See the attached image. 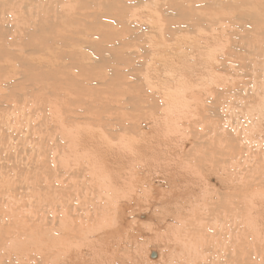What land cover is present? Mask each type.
<instances>
[{
	"label": "rangeland",
	"instance_id": "rangeland-1",
	"mask_svg": "<svg viewBox=\"0 0 264 264\" xmlns=\"http://www.w3.org/2000/svg\"><path fill=\"white\" fill-rule=\"evenodd\" d=\"M42 1H15V27L18 26L16 29L18 32L17 41L19 42H17L16 58L11 64L9 62L1 64V67L13 68L11 72L6 71V73L0 74V264H64L66 258L64 261L60 260L64 256L63 253H66V246H71L68 249H72L74 245L75 247H85L88 245V248L91 247L90 249H92L95 247L99 252V256L95 258L92 254L94 250L88 249V253L85 252L87 254H84L85 259L80 264H154L153 261L156 262L157 260L158 263L155 264H170L169 262L171 264H177V262L178 264H193L195 248L196 253H199L200 250V252H205V264H264V189L263 191L259 190V187L264 185V160L262 159L264 158V148L258 149L254 143L249 144L254 139L251 134L254 130H257L253 129V126L256 125L257 119L259 118L257 112L259 108L264 107V0H250L251 2H246L247 5L251 3V7H247V5L245 7V5L239 4L241 0H124L122 9L118 7L115 11L105 14H103L104 10H100V7L84 10L81 6L75 9L72 6L71 8L61 4V8L54 6L47 8L48 6L46 5L47 7H45V4L43 7L39 4L37 5L38 2L40 3ZM79 1L86 2L88 0ZM211 1H214L213 4H215L212 5ZM221 1L224 3H221ZM253 1L257 4L255 3L253 5ZM225 2H234L233 4L241 5L242 8L236 10L230 8L224 9L223 5ZM30 3L31 5L27 6ZM50 8L56 10H51ZM96 13L99 17H94ZM109 13L110 15H107ZM56 15L61 21H56L60 24L56 29L52 30L56 34L66 37L67 47L61 44L60 46H63L61 49L63 53L65 51L69 54H75V56L72 55L74 58L71 60H60L56 58V55L54 57L53 51L58 53L61 47L56 44L57 47L53 43L57 47V50H55L56 48L51 50L52 40L51 43H45L46 45L50 44V46H46L50 52L46 50L44 42L51 35H49L50 32L48 30L42 31L39 27L36 28L39 32L35 36V43L29 42L25 44L29 47L27 49L24 44H21L22 41H26V32L30 29L28 28L30 23L29 27L33 28L35 24L41 25L40 23L44 22V19L54 20L53 18ZM250 15H255L257 18L252 19ZM4 18L5 16L2 19ZM73 21L76 22L74 23ZM22 24L26 26L23 27ZM93 24H99V26L97 25L94 29L91 27L94 26ZM100 26L101 28H99ZM198 27L199 29L197 30ZM203 29L205 31H202ZM21 31H24L25 34ZM214 37L219 41V43L217 42L219 45L211 40ZM179 38L183 40L181 41ZM4 39L3 36L2 40ZM210 41L213 43L210 44ZM89 42L93 43L94 45H92L94 47ZM176 44L179 46L177 45L178 47H176ZM213 44H216V46ZM54 45L52 48H54ZM208 45L210 48H216L213 54H211L212 56L210 55V57H213L211 58L210 66L204 68L200 65V61L198 62V59L194 57L195 62L193 67H191L192 72L191 70L189 72L186 70L190 77L187 73L185 75L188 78L185 75L183 77L186 80L183 86L185 91L183 93L182 113L179 115L175 114V117L172 114L167 117L169 121L168 128L166 129L167 134L173 133V129L175 130L176 128V138H181V144H178V141H176L177 145H175L176 143L174 141L166 138L168 141L165 139L164 143L160 142L163 141L162 139H157V143L149 148L143 145L140 146L141 143L137 145V142L141 141V136L142 139H147V136L148 138L149 136L151 137L153 132L152 124L164 116L166 112L163 107V101L161 100V93L164 92L157 81V77L159 80L160 76H162V71L159 68L158 72L152 73L151 67L154 61L156 60L157 64L160 58H169L170 54L168 53L177 51L179 47L180 50L184 48V51L187 53L192 47L194 49L198 46L200 49L197 47L194 49V51L197 50L196 53L199 50L197 55H200V50L203 51L204 49L205 54H203L206 56V52H209ZM104 50L105 52L103 53L102 51ZM51 51L53 54H51ZM156 52L159 53L156 54ZM196 53L188 52L191 57L188 56L187 58L193 60L192 57ZM155 56H158V60L155 59ZM201 56L200 58L198 57L199 60L202 59ZM178 58L179 56L176 55L171 58V61L177 62ZM78 59H80L79 63L81 64L82 62V65L84 64L85 67H79L77 69L74 67ZM24 62H27V67L29 68L23 66ZM96 62L101 67L94 68L93 66ZM31 65L34 68H30ZM36 65L39 70L35 69L37 67ZM45 70L48 72L51 71L49 75L54 78L48 79L45 76L47 75ZM34 72H39V75ZM92 74L94 77H90ZM114 77L115 82L114 80H112L113 82L109 81L110 79H114ZM67 78L71 80L70 85L66 83ZM117 82L120 84L117 85ZM103 84H107L108 86L114 85L111 87L112 93L111 91L107 93L108 95H106L107 98L105 100L106 93L103 94V92L106 88H102L104 86ZM125 85L128 89H126ZM120 87L125 91V95L121 92L123 97L119 94L121 91ZM158 88H161L162 92ZM79 89L82 91L79 92ZM94 91H99L100 95L96 96ZM129 94L132 101L126 97H129ZM118 97H121V99ZM126 100H129L128 102L130 104L125 106L126 103L124 104V102H127ZM153 103H157L158 107ZM95 120L100 127L94 125V128V126L87 125L89 127L88 129H92L93 127L94 131L89 130L88 133L89 135L94 134V136L96 133L98 143L101 144V139L103 144L106 142L107 144H104L106 147H103L106 149L109 147L108 149L110 150L111 146H109L108 142L111 140L109 143L113 145L111 147L112 152H116L114 149H116L117 143L121 140L125 142L129 141L131 145L135 146L136 150H140L139 153L135 154L137 158L134 155L136 160H132L133 167L135 168L134 171H138L134 173L132 168L128 170V167L125 171H117L118 168L114 169L112 167L115 166L114 164H108V166L98 165L102 167L101 170H98L100 174L102 172L101 179L95 173L93 175V172L90 171L91 167L88 164L86 166L84 162L75 159V155L71 151L72 147L70 150L67 145L70 141L68 139L65 140L64 137L72 139L75 136L73 137L71 134L80 135L82 130H87L85 123L88 124L90 121L95 122ZM164 120L162 122H166V117ZM125 121L126 123H124ZM76 123L78 125H75ZM238 126L241 127L239 128ZM237 129L240 133L237 132L238 134H234ZM258 131H261V128ZM73 132L76 134H73ZM99 132L102 133L99 134ZM79 135H77L78 140L81 138L78 137ZM99 135L101 136L100 139H98L100 137ZM245 136L248 138H245ZM229 137L233 139V142ZM93 138L96 142V138ZM226 139L228 140L226 141ZM159 143L161 146H157ZM64 145L67 146L64 147ZM196 145L199 146L197 147ZM132 148L134 149V147ZM66 151H69V153L67 154ZM184 152L191 153L190 157H188L189 159H185L181 155ZM145 154L148 157L143 159L142 157ZM202 154V159H206V172L202 176L207 182L206 198L205 196L202 198L200 195L202 194V187L197 186L196 183H191L190 189L191 191L194 190L193 193H191V196L187 200L185 198L182 199V196L179 195L181 186H178L176 191L171 188L169 182L170 177L171 175L172 178L178 177V174H182L183 169H186L185 166H191L193 171L195 170V177H197L196 167H198V164L195 163V166L192 161L202 157ZM224 154L228 155L224 156ZM239 154H242V156H239ZM192 155L194 156L192 157ZM153 157L156 162L152 161L154 159ZM79 159L81 160V158ZM172 159H176L178 164L186 165H182L181 168L179 164L180 168H177V162ZM118 160L119 164L122 165L123 162L120 157ZM173 161L176 162H174L175 167ZM77 162L79 163L77 164ZM217 162H219V166ZM77 165L81 167L79 168ZM147 166L152 171L150 175H145L148 180L142 179V182L141 180L138 182L139 174H147L143 170ZM107 167H110L109 170ZM223 167L224 169L222 170ZM88 172L91 174H88ZM231 177L234 178L233 184L228 182ZM94 178L99 180L95 181ZM216 178L221 181V184ZM140 182L141 184H139ZM182 182H185L183 178ZM213 186L215 189H213ZM219 188L222 189L221 192L224 191L223 195H221ZM132 191H134V197L137 194V198L140 199L142 204H139L137 198L133 202H129L128 195ZM124 194L126 195L124 196ZM159 194L163 196L162 202L155 199L160 197ZM252 199L255 200V205L252 211H250V209L246 208L251 204ZM191 201L193 202L191 203ZM203 201H207V203L205 202L206 212L204 211ZM188 202H190L189 204L194 209H197L196 211L193 209L190 213L186 211L184 217L188 221L189 217H195V213L199 216H206V223L201 227H198L197 224L194 226L199 230L208 229L206 232V244L203 245V248L201 246L198 247L197 243L189 248L185 245L182 248L178 247L174 250L175 252H167L170 249L169 247L172 249L174 245L170 240V232L174 230V227L172 224H169L168 227L167 220L160 217H163L167 212L173 213L177 205L183 208L188 205ZM242 203L244 204L241 205ZM145 205H149V208ZM124 206L126 209L128 208L127 212H125ZM156 206L164 207L162 215L156 213ZM239 206L243 207L242 210ZM122 213H126L130 218L128 225L124 228L120 227ZM141 213L152 217L153 221L151 219L149 220V218H143L144 216L140 215ZM140 216L143 219H140ZM132 221H135L138 228H140L138 229V233H136L135 229L130 228ZM257 221L260 225H258L259 223ZM8 222L11 224H8ZM168 222L173 223V221ZM221 222H226L225 226L223 224L222 227ZM147 224L153 225L149 227ZM72 227L82 228L84 230L87 228L90 231V236L89 234L87 236L83 234L85 241L81 239L78 242L74 241L77 244H74L71 239L67 240L65 246L64 240L62 241L61 238L62 236L66 238L70 234V231L73 230ZM149 228L152 230L154 228V232L157 233H150ZM114 229H116L115 232ZM140 230L143 235L142 233L140 234ZM222 236L224 237L223 240H221ZM220 240L221 243H219ZM63 246H65V249ZM258 246L261 247L259 248ZM148 249L151 252H147ZM152 252H155L159 258L157 256L152 258ZM56 253L59 254L56 256ZM168 253L172 254L168 257ZM136 254L142 258H137ZM65 256L68 255L65 254ZM95 259H98V262ZM69 262L70 260L67 259V264ZM77 263L79 264V262ZM77 263L74 262V264ZM198 263L204 264L201 260H198L196 264Z\"/></svg>",
	"mask_w": 264,
	"mask_h": 264
},
{
	"label": "bare ground",
	"instance_id": "bare-ground-1",
	"mask_svg": "<svg viewBox=\"0 0 264 264\" xmlns=\"http://www.w3.org/2000/svg\"><path fill=\"white\" fill-rule=\"evenodd\" d=\"M16 0H0V74H2V73H6V71L7 72H11L12 70V68L13 67H1V64L2 63H5V62H9L10 64L15 60V58H16V48H17V46H18V36H17V27H15L16 26V24H15V16H16V12H15V9H16V2H15ZM197 1V0H196ZM216 1V0H215ZM233 1H235V0H233ZM252 1V0H251ZM250 0H241L240 2H239V4L241 3V5H245V7H246V2H251ZM18 2V1H17ZM26 2V1H25ZM206 2V1H205ZM212 2V5H214L213 4V2L214 1H211ZM27 3V2H26ZM123 3H124V0L123 1H121V0H92V1H86V2H84V1H79V0H53V1H50V0H43L42 2H38L37 3V5L39 4V5H41L42 7H43V5L45 6V7H47V8H49V6L51 7V6H54V7H60L61 5H63V6H69V7H73V8H79L78 6H81V8L83 7V9L84 10H87V9H89V8H98V7H100L101 9L100 10H104V13L103 14H105V13H108V12H111V11H115L118 7H121V9L123 8ZM127 3V2H126ZM199 3V2H198ZM202 3V2H201ZM221 3H224V2H222L221 1ZM220 3V4H221ZM229 3V2H228ZM227 2H225V4L223 5L224 6V9H227V8H230V9H241L242 7H241V5H235V4H233L234 2H230L229 4H228ZM253 3V5H255V3L256 2H252ZM61 4V5H60ZM217 4H218V1H217ZM230 4H232V5H230ZM257 4V3H256ZM28 5H31V3L30 4H27V6ZM47 5V6H46ZM132 5V4H131ZM199 5V4H198ZM207 5H209V4H207ZM211 5V6H212ZM251 3L249 4V5H247V7L249 6V7H251ZM259 5V4H258ZM35 6V5H34ZM127 6H129V5H127ZM217 6V5H216ZM220 6V5H219ZM222 6V5H221ZM26 7V6H25ZM71 7V8H72ZM124 7H125V4H124ZM204 7V6H203ZM208 7V6H207ZM253 7V6H252ZM256 7V6H255ZM262 7V6H261ZM61 8V7H60ZM194 8V7H193ZM220 8H222V7H220ZM51 9V8H50ZM50 9H49V11H50ZM70 9V8H69ZM154 9V8H153ZM230 9H228V10H230ZM4 10H6L5 11V14H4ZM38 10V9H37ZM51 10H56V9H51ZM97 10V9H96ZM190 10V9H189ZM212 10V9H211ZM35 11V10H34ZM95 11V10H94ZM38 12H39V10H38ZM153 12H154V10H153ZM202 12V11H201ZM98 13H99V11H98ZM155 14H156V12H154ZM249 13V12H248ZM23 14V13H22ZM53 14H55V13H53ZM94 14V13H93ZM152 14V13H151ZM58 15V14H57ZM57 15L53 18L54 20H48V19H44L43 21L44 22H41L40 24L41 25H32L33 26V28H31V27H29V25L31 24H29L28 25V28H30V29H28L29 31H27L26 32V34H27V36H26V41H22V43L21 44H27V43H33L34 42V40H35V36L38 34V32H39V30H36V28H40V30H42V31H49L50 33H49V35H51L50 37H49V39L46 41V42H44V44L45 43H51V40H52V43H51V47H50V49L51 50H53V49H55V50H57V45H59L60 46V44L61 45H63L64 47L66 46V37H63L62 35H59V34H56L52 29H56V27H58V25L60 24H58V22H60L61 21V19H59L58 17H57ZM107 15H110V13L109 14H107ZM189 15V14H188ZM192 15V14H191ZM3 16H5V18L4 19H2L3 18ZM58 16H60V15H58ZM105 16V15H104ZM103 16V17H104ZM146 16H148V15H146ZM150 16V15H149ZM241 16V15H240ZM251 17H252V19H254V18H257L255 15L253 16V15H250ZM72 17V16H71ZM94 17H99V15H97V13L94 15ZM196 17V16H195ZM201 17V16H200ZM230 17V16H229ZM17 18V17H16ZM48 18V17H47ZM79 18V17H78ZM141 18V17H140ZM246 18V17H245ZM111 19V18H110ZM109 19V20H110ZM130 19V18H129ZM149 19V18H148ZM42 20V19H41ZM153 20V19H152ZM151 20V21H152ZM237 20V19H236ZM56 21H58V22H56ZM94 21H95V19H94ZM114 21V20H113ZM118 21V20H117ZM141 21V20H140ZM199 21V20H198ZM213 21V20H212ZM25 22V21H24ZM74 22V21H73ZM76 22V21H75ZM74 22V23H75ZM98 22H99V20H98ZM201 22V21H200ZM206 22V21H205ZM18 23V22H17ZM96 23V22H95ZM94 23V24H95ZM109 23V22H108ZM3 24H5V25H3ZM15 24V25H14ZM64 24V23H63ZM72 24V23H71ZM93 24V25H94ZM101 24V23H100ZM18 25H20L19 23H18ZM23 25V24H22ZM74 25V24H73ZM72 25V26H73ZM99 26V24H96V25H94V26H91L92 28H94L95 29V27L96 26ZM102 25V24H101ZM116 25V24H115ZM120 25V24H119ZM203 25V24H202ZM218 25V24H217ZM237 25V24H236ZM24 26H26V25H23V27ZM212 26V25H211ZM221 26V25H220ZM22 27V26H21ZM20 27V28H21ZM245 27V26H244ZM82 28V27H81ZM99 28H101V26L99 27ZM259 28V27H258ZM22 29V28H21ZM21 29H19V30H21ZM60 29V28H59ZM114 29V28H113ZM134 29V28H133ZM199 29V27L197 28V30ZM202 29V28H201ZM221 29V28H220ZM18 30V31H19ZM99 30V29H98ZM212 30V29H211ZM218 30V29H217ZM222 30V29H221ZM53 31V32H52ZM183 31V30H182ZM202 31H205L204 29L202 30ZM207 31V30H206ZM20 32V31H19ZM21 32H23V34H25L24 33V31H21ZM114 32V31H113ZM215 32V31H214ZM58 33V32H57ZM61 33V32H60ZM66 33V32H65ZM99 33V32H98ZM177 33H179V32H177ZM216 33V32H215ZM87 34V33H86ZM199 34V33H198ZM201 34V33H200ZM221 34V33H220ZM223 34H224V32H223ZM20 35V34H19ZM88 35V34H87ZM157 35V34H156ZM159 35V34H158ZM4 36V40H2V37ZM91 36V35H90ZM177 36V35H176ZM196 36V35H195ZM245 36V35H244ZM87 37V36H86ZM180 37V36H179ZM189 37V36H188ZM22 38V37H21ZM38 38V37H37ZM104 38V37H103ZM40 39V38H39ZM73 39V38H72ZM75 39V38H74ZM177 39V38H176ZM180 39V38H179ZM193 39V38H192ZM29 40V41H28ZM153 40V39H152ZM181 40V39H180ZM183 40V39H182ZM181 40V41H182ZM214 43H219V41H217L216 40V38L214 37V39H211ZM219 40V39H218ZM28 41V42H27ZM75 41V40H74ZM141 41V40H140ZM151 41V40H150ZM181 41H179L180 43H182ZM184 41H186V40H184ZM232 41V40H231ZM18 42V43H17ZM43 42V41H42ZM84 42V41H83ZM211 42V41H210ZM213 42H211L210 44H212ZM35 43V42H34ZM38 43V42H37ZM53 43H55V45L57 46V47H55V45L53 44ZM73 43V42H72ZM90 43V42H89ZM191 43H193V42H191ZM196 43V42H195ZM206 43H208V42H206ZM217 43V44H218ZM228 43V42H227ZM54 45V48H52L53 47V45ZM91 45L93 44V43H90ZM201 44V43H200ZM233 44V43H232ZM47 45H49L50 46V44H47ZM46 44H45V48H46V46H47ZM68 45V44H67ZM70 45H72V44H70ZM94 45V44H93ZM92 45V46H93ZM162 45H163V43H162ZM178 44H176V47H178L177 46ZM191 45V44H190ZM214 45V44H213ZM219 45V44H218ZM243 45V44H242ZM43 46V45H42ZM62 46V47H63ZM99 46V45H98ZM165 46V45H164ZM200 46V45H199ZM214 46H216V44L214 45ZM224 46V45H223ZM249 46V45H248ZM23 47V46H22ZM25 47H26V49H27V45H25ZM24 47V48H25ZM61 47V46H60ZM62 47L60 48V50H59V52L57 53H55V51H53L54 52V54H53V52L51 53V54H53L54 55V57H55V55H56V58H58V59H66V60H71L72 58H74V57H72V55L73 54H69V53H67V52H65L64 51V53H63V51L61 50L62 49ZM67 47V46H66ZM94 47V46H93ZM154 47V46H153ZM166 47V46H165ZM197 48H198V46H196ZM195 47V48H196ZM208 47H209V52H206V56L204 55L205 53H204V49H203V51H201L200 50V55H202L201 56V60H199V58H200V55H197V53H199V50H198V52L196 53V51H194V49H193V47H192V49H190V51L191 52H194V53H196L195 55H193V60L191 59V58H187L188 56L189 57H191L189 54H188V52H190V51H187V53L184 51V48H183V50H180L179 48L177 49V51L175 50V52H173V53H168V51H167V53L168 54H170V57L169 58H165V59H162V58H160V60L158 61V63L156 64V60L154 61V63H153V66L151 67V69H152V73L154 72V73H156V72H158L159 71V68L161 69L160 71H162V76H160V78H159V80H158V77H157V81L159 82V86H161L162 87V90H163V92L164 93H161L162 94V101H163V104H164V109H165V115L164 116H162L161 118H159L158 120H156L153 124H152V127H153V132H152V134L154 133V134H156V135H152L151 134V137L149 136V138H148V136H147V139H142V136H141V141H139V142H137V145H139V143H141L140 144V146L141 145H143V146H145L146 148H149V147H152L153 145H155V143H157L156 141H158L157 139H162L163 141H160V142H163L164 143V141H165V139L166 138H169L168 140H170V141H174V143H176L175 145H177V142L176 141H178V144H181V138H176L177 137V134H176V128H175V130L173 129V133L171 132V133H168L167 134V131H166V129L168 128V125H169V121H168V119H167V117L169 116V115H174V117H175V114H177V115H179L180 113H182V110L181 109H183V93H184V89H183V86H184V82H185V80L186 79H184L183 77H184V75L187 73V71L189 72L190 70H191V67H193V64H194V57L195 58H197L198 59V62L200 61V65H202L204 68H207L206 66H210L209 64H211L210 62H211V58H213V57H210V55L211 54H213V52L215 51V47H214V49L213 48H210V46L208 45ZM212 47V46H211ZM220 47V46H219ZM29 48V47H28ZM109 48V47H108ZM222 48V47H221ZM234 48V47H233ZM245 48V47H244ZM39 49V48H38ZM41 49V48H40ZM79 49V48H78ZM105 49V48H104ZM168 49V48H167ZM189 49V48H188ZM198 49H200V48H198ZM224 49V48H223ZM241 49V48H240ZM262 49V48H261ZM25 50V49H24ZM46 50H48L47 48H46ZM103 50V49H102ZM186 50V49H185ZM207 50V49H206ZM217 50H218V48H217ZM221 50V49H220ZM230 50V49H229ZM43 51V50H42ZM41 51V52H42ZM49 51V50H48ZM246 51V50H245ZM264 51V50H263ZM37 52V51H36ZM50 52V51H49ZM87 52V51H86ZM98 52V51H97ZM99 52H100V49H99ZM103 53L105 52V50L104 51H102ZM185 52V53H184ZM249 52V51H248ZM106 53H107V51H106ZM111 53V52H110ZM157 53H159V52H156V54ZM166 53V52H165ZM167 53H166V55H167ZM204 53V54H203ZM217 53V52H216ZM155 54V55H156ZM193 54V53H192ZM215 54V53H214ZM176 55H178L179 56V58L177 59V62H173V61H171L172 59L171 58H173V57H175ZM253 55V54H252ZM251 55V56H252ZM73 56H75V54L73 55ZM77 56V55H76ZM84 56V55H83ZM94 56H96V55H94ZM205 56V57H204ZM212 56V55H211ZM50 57V56H49ZM108 57V56H107ZM156 57V56H155ZM158 57V56H157ZM157 57L155 58V59H157ZM199 57V58H198ZM214 57H215V55H214ZM249 58V57H248ZM22 60V59H21ZM21 60H19V61H21ZM80 59H78V61L76 60V62H75V64H74V67L77 69V68H79V67H85V65L83 64L82 65V62H81V64L79 63L80 61H79ZM110 60V59H109ZM158 60V59H157ZM225 60V59H224ZM18 61V62H19ZM63 62H64V60H62ZM112 61V60H111ZM178 61H179V63H178ZM213 61V60H212ZM99 62H100V59H99ZM197 62V61H196ZM214 62V61H213ZM19 63H22V62H19ZM37 63V62H36ZM68 63V62H67ZM92 63V62H91ZM175 63V64H174ZM176 63H178V64H176ZM214 63H216V62H214ZM29 64V63H28ZM58 64V63H57ZM107 64V63H106ZM117 64V63H116ZM196 64V63H195ZM18 65V64H17ZM21 65V64H20ZM78 65V66H77ZM157 65H158V67H157ZM174 65H176L175 66V68H174ZM196 65H198V64H196ZM23 66L24 67H27V62L25 63H23ZM37 66V65H36ZM35 66V67H36ZM108 66V65H107ZM94 68H99V67H101L100 66V64H97V62H96V64H94V66H93ZM196 67V66H195ZM199 67V66H198ZM27 68H29V67H27ZM30 68H34V66L32 67V65L30 66ZM156 68H157V70H156ZM35 69H38V66L35 68ZM34 69V71H36ZM42 69V68H41ZM74 69V68H73ZM33 70V69H32ZM39 70V69H38ZM43 70V69H42ZM79 70V69H78ZM82 70V69H81ZM94 70V69H93ZM187 70V71H186ZM206 70V69H205ZM209 70H212V69H209ZM52 71H54V70H52ZM82 71H84V70H82ZM109 71H110V69H109ZM194 71V70H193ZM45 72L47 73V75H45L48 79H52V78H54V77H51L50 75H49V73L51 72H48L47 70H45ZM85 72H87V71H85ZM91 72H93V71H91ZM96 72H98V71H96ZM191 72H192V70H191ZM35 73V72H34ZM37 73V75H39L38 73L39 72H36ZM35 73V74H36ZM95 73V72H94ZM109 73V72H108ZM116 73H118V72H116ZM151 73V72H150ZM195 73V72H194ZM106 74V73H105ZM104 74V75H105ZM188 74V73H187ZM208 74V73H207ZM15 75V74H14ZM146 75H148V74H146ZM157 75V74H156ZM94 77L93 76V74L92 75H90V77ZM152 76V75H151ZM151 76H150V80H151ZM154 76H155V74H154ZM187 75H185V77H186ZM188 76H189V74H188ZM188 76H187V78H188ZM212 76V75H211ZM4 77V76H3ZM6 77V76H5ZM38 77V76H37ZM96 77H97V75H96ZM134 77V76H133ZM147 77V76H146ZM153 77V76H152ZM190 77V76H189ZM242 77V76H241ZM264 77V76H263ZM149 78V77H148ZM3 79V78H2ZM34 79H35V77H34ZM68 79V80H67ZM66 79V83H67V85H70L71 84V80H70V78H67ZM155 79V78H154ZM153 79V80H154ZM191 79V78H190ZM40 80V79H39ZM104 80V79H103ZM112 80H114V82L116 81L115 80V77H114V79H110L109 81H112ZM17 81V80H16ZM31 81H32V79H31ZM30 81V82H31ZM121 81V80H120ZM119 81V82H120ZM188 81V80H187ZM191 81V80H190ZM211 81V80H210ZM100 82H102V81H100ZM104 82V81H103ZM106 82V81H105ZM113 82V81H112ZM111 82V83H112ZM130 82V81H129ZM149 82H151V81H149ZM157 82V83H158ZM208 82V81H207ZM44 83V82H43ZM59 83H60V81H59ZM118 83V82H117ZM138 83V82H137ZM191 83V82H190ZM217 83V82H216ZM39 84V83H38ZM115 84V83H114ZM120 83H118L117 85H119ZM126 84V83H125ZM144 84V83H143ZM156 84V83H155ZM104 86H102V88L104 87V88H106V90L103 92V94L104 93H106L105 94V97H104V100H105V98H107V96L106 95H108L107 93H109L110 91H111V87L112 86H114V85H112V86H108L107 84H103ZM154 85V84H153ZM157 85V86H158ZM188 85V84H187ZM197 85V84H196ZM10 86V85H9ZM29 86V85H28ZM115 86H116V84H115ZM138 86V85H137ZM156 86V85H155ZM208 86V85H207ZM125 87H126V85H125ZM132 87V86H131ZM130 87V88H131ZM203 87V86H202ZM30 88V87H29ZM83 88V87H82ZM121 88V87H120ZM25 89V88H24ZM28 89V88H27ZM85 89V88H84ZM115 89V88H114ZM126 89H128L127 87H126ZM154 89V88H153ZM158 89H160L161 90V88H158ZM195 89V88H194ZM14 90V89H13ZM86 90H90V89H86ZM94 90H95V88H94ZM124 89L123 88H121V91H120V96H122L121 95V92H122V94H124L125 95V91H123ZM142 90V89H141ZM162 90L160 91V92H162ZM82 90L81 89H79V92H81ZM91 91H92V89H91ZM119 91V90H118ZM193 91V90H192ZM95 93H96V96H99L100 95V92L99 91H94ZM117 92V91H116ZM124 92V93H123ZM87 93H89V91H87ZM111 93H112V91H111ZM115 93V92H114ZM118 93V92H117ZM199 93V92H198ZM119 94H118V96H119ZM159 94V93H158ZM263 94V93H262ZM128 95V94H127ZM109 96H110V94H109ZM230 96V95H229ZM123 97V96H122ZM128 99H130L131 101H132V98H130L131 96H130V94H129V97L128 96H126ZM152 97H153V95H152ZM119 99H121V97H118ZM117 98V99H118ZM201 98V97H200ZM31 99V98H30ZM102 99V98H101ZM114 99V98H113ZM126 99V98H125ZM185 99V98H184ZM187 99V98H186ZM23 100V99H22ZM107 100V99H106ZM136 100H137V98H136ZM155 100H157V99H155ZM25 101V100H24ZM108 101V100H107ZM112 101V100H111ZM127 101V100H126ZM129 101V100H128ZM124 102V104H125V106L128 104H130V102ZM139 101V100H138ZM103 102V101H102ZM105 102V101H104ZM110 102V101H109ZM153 102H155V101H153ZM199 102V101H198ZM4 104V103H3ZM105 104V103H104ZM136 104V103H135ZM141 104V103H140ZM140 104H138V105H140ZM154 104V103H153ZM185 104V103H184ZM145 105V104H144ZM155 106H157L158 107V105H157V103L156 104H154ZM153 105V106H154ZM209 105V104H208ZM211 105V104H210ZM28 107V106H27ZM109 107V106H108ZM131 108V107H130ZM129 108V109H130ZM185 108V107H184ZM200 108V107H199ZM122 109V108H121ZM123 109H124V105H123ZM126 109V108H125ZM140 109V108H139ZM154 109H155V107H154ZM153 109V110H154ZM257 109V108H256ZM156 110H157V108H156ZM160 111H161V109H160ZM242 111H243V109H242ZM98 112V111H97ZM156 112V111H155ZM186 112V111H185ZM203 112V111H202ZM108 113V112H107ZM111 113V112H110ZM259 113V114H258ZM160 114V113H159ZM161 114H163L162 112H161ZM200 114V113H199ZM9 115V114H8ZM63 115V114H62ZM110 115V114H109ZM257 115H259V118L257 119V123H256V125L255 126H253V129H257V130H254L253 131V133L251 134L252 135V137L254 138L253 139V142H251L250 141V139H249V144L251 143V144H255V146H257L258 147V149H262V148H264V107H262V108H259V110H258V112H257ZM52 116V115H51ZM90 116V115H89ZM107 116V115H106ZM220 116V115H219ZM103 117H104V115H103ZM110 117H112V116H110ZM159 117V116H158ZM165 117H166V122H162L164 119H165ZM173 117V118H174ZM177 117V116H176ZM122 118V117H121ZM171 118V117H170ZM181 118H182V116H181ZM163 119V120H162ZM175 119V118H174ZM183 119V118H182ZM242 119V118H241ZM13 120V119H12ZM74 120V119H73ZM124 120H125V118H124ZM123 120V121H124ZM155 120V119H154ZM202 120V119H201ZM6 121V120H5ZM127 121H128V119H127ZM165 121V120H164ZM170 121H171V119H170ZM173 121V120H172ZM230 121H232V120H230ZM121 122V121H120ZM130 122V121H129ZM237 122V121H236ZM251 122V121H250ZM249 122V123H250ZM252 122H253V120H252ZM66 123V122H65ZM124 123H126V121L124 122ZM145 123V122H144ZM172 123H174V122H172ZM192 123V122H191ZM254 123V124H255ZM47 124V123H46ZM67 124V123H66ZM65 124V125H66ZM92 124V125H91ZM112 124V123H111ZM170 124H171V122H170ZM208 124H210V123H208ZM236 124V123H235ZM237 124H238V122H237ZM252 124V123H251ZM74 125V124H73ZM75 125H78V123H76ZM74 125V126H75ZM80 125V124H79ZM81 125H82V123H81ZM85 127H87V130H82L81 131V133H80V135L79 134H77V135H79L78 137L80 138L79 140H78V138H77V135H72L71 134V136H75L74 138H72V139H69V138H67V137H64V139L66 140V139H68L69 141H70V145L69 144H67L68 145V148L70 149L71 147H72V154L73 155H75L74 157H75V159L77 160V161H80V162H84L85 163V165L87 166V164L91 167H89L90 168V171L91 172H93V175H94V173L96 174V176L97 177H99V178H101L102 177V172H101V174L99 173V169L101 170V168L102 167H100V166H98V165H103V166H108V164H114L115 166H117L116 168H115V166H112V167H114V169H117V171L118 170H123V171H125L126 169H127V167H128V170H130V168H132V171H134V167H133V163H132V160H136V158H137V155H135L136 153H139L140 152V150H136L135 149V146H133V145H131L130 143H129V141L128 142H125V141H121L120 139V141H119V143H117V147H116V149H114V150H116V152H112V146L113 145H111L109 142L111 141H107L108 142V144H109V146H111L110 147V150L108 149L109 147H107V149L105 148L106 146L103 144V141H102V139L100 140V142H101V144L100 143H98L97 142V138H96V133H95V136H94V134H91V135H89V133H88V131L89 130H92L93 131V127H92V129L90 128V129H88L89 127V125L90 126H98V123H96V120H95V122L94 121H90V122H88V124L87 123H85ZM88 125V126H87ZM100 125H101V123H100ZM106 125H107V123H106ZM145 125V124H144ZM225 125V124H224ZM253 125V124H252ZM17 126V125H16ZM95 126H94V128H95ZM105 126V125H104ZM140 126V125H139ZM173 126L175 127V125L173 124ZM250 126V125H249ZM81 128H82V126H80ZM98 127H100V126H98ZM171 127V126H170ZM169 127V128H170ZM219 127V126H218ZM232 127V126H231ZM239 127V126H238ZM241 127V126H240ZM239 127V128H240ZM244 127V126H243ZM117 128V127H116ZM125 128V127H124ZM140 128V127H139ZM234 128V127H233ZM237 128V127H236ZM246 128V127H245ZM261 128V131H258V129H260ZM69 129H70V127H69ZM77 130H78V128H76ZM76 129H75V132H76ZM99 129V128H98ZM138 129V128H137ZM172 129V128H171ZM218 129V128H217ZM247 129V128H246ZM252 129V130H253ZM127 130H129V129H127ZM144 130V129H143ZM184 130V129H183ZM182 130V131H183ZM251 130V131H252ZM91 131V132H92ZM100 131H102V130H100ZM147 131V130H146ZM172 131V130H171ZM54 132V131H53ZM65 132V131H64ZM75 132H73V134L75 133ZM79 132V131H78ZM94 132V131H93ZM96 132V131H95ZM125 132V131H124ZM143 132H145V131H143ZM180 132V131H179ZM237 132H239L238 131V129L236 130V132H234V134L236 133V134H238ZM246 132H248L249 133V131L248 130H246ZM61 133H62V131H61ZM67 133V132H66ZM102 133V132H101ZM100 132H99V134H101ZM213 133V132H212ZM230 133V132H229ZM240 133V132H239ZM251 133V132H250ZM54 134H55V132H54ZM53 134V135H54ZM76 134V133H75ZM82 134V135H81ZM106 134V133H105ZM146 134V133H145ZM104 135V134H103ZM174 135H176V136H174ZM219 135V134H218ZM244 135V134H243ZM60 136V135H59ZM65 136V135H64ZM67 136V135H66ZM95 137L96 138V142H95V140H94V138L93 137ZM100 136V135H99ZM105 136V135H104ZM108 136H110V135H108ZM145 136V135H144ZM153 136V137H152ZM174 136V137H173ZM186 136V135H185ZM228 136V135H227ZM233 136V135H232ZM98 137V136H97ZM197 137V136H196ZM230 137H231V134H230ZM229 137V138H230ZM247 136H245V138H246ZM101 138V136L100 137H98V139H100ZM119 138H121V137H119ZM131 138V137H130ZM145 138V137H144ZM188 138V137H187ZM226 138H228V137H226ZM248 138V137H247ZM55 139V138H54ZM106 139V138H105ZM122 139H123V136H122ZM173 139V140H172ZM176 139V140H175ZM231 139V138H230ZM244 139V138H243ZM252 139V138H251ZM24 140V139H23ZM59 140V139H58ZM61 140V139H60ZM103 140H104V138H103ZM107 140H108V138H107ZM130 140V139H129ZM167 140V139H166ZM167 140V141H168ZM187 140V139H186ZM192 140H194V139H192ZM199 140V139H198ZM206 140V139H205ZM219 140V139H218ZM228 139H226V141H227ZM232 140V142H233V139H231ZM235 140V139H234ZM241 140V139H240ZM248 140V139H247ZM247 140H245L246 142H247ZM50 141V140H49ZM105 141V140H104ZM137 141V140H136ZM222 141V140H221ZM220 141V142H221ZM230 141V140H229ZM236 141V140H235ZM244 141V142H245ZM67 142V141H66ZM192 142V141H191ZM194 142V141H193ZM22 143V142H21ZM133 143V142H132ZM173 143V142H172ZM197 144H198V142H196ZM241 143H242V141H241ZM240 143V144H241ZM26 144V143H25ZM32 144V143H31ZM60 144V143H59ZM65 144V143H64ZM107 144V143H106ZM133 144H136V143H133ZM208 144V143H207ZM232 144V143H231ZM236 144V143H235ZM234 144V145H235ZM239 144V143H238ZM67 145H64V147L65 146H67ZM164 145V144H163ZM194 145V144H193ZM212 145V144H211ZM103 146H105V147H103ZM116 146V145H115ZM157 146H161L160 145V143H159V145L157 144ZM184 146V145H183ZM197 146V145H196ZM199 146V145H198ZM197 146V147H198ZM206 146V145H205ZM229 146V145H228ZM231 146V145H230ZM236 146V145H235ZM234 146V147H235ZM132 147H134V149L132 148ZM139 147V146H138ZM178 147H180V146H178ZM216 147V146H215ZM256 147V148H257ZM96 148V149H95ZM142 148V147H141ZM145 148V149H146ZM161 148V147H160ZM203 148V147H202ZM231 148V147H230ZM50 149V148H49ZM67 149V148H66ZM139 149V148H138ZM168 149V148H167ZM181 149H182V147H181ZM184 149V148H183ZM208 149V148H207ZM225 149V148H224ZM232 149V148H231ZM75 150V151H74ZM219 150V149H218ZM46 151V150H45ZM70 151V152H71ZM150 151H151V149H150ZM153 151V150H152ZM184 151V150H183ZM193 151V150H192ZM52 152H53V150H52ZM67 152V151H66ZM144 152V151H143ZM181 152V151H180ZM201 152V151H200ZM204 152V151H203ZM219 152V151H218ZM233 152V151H232ZM260 152V151H259ZM263 152V151H262ZM69 153V151L67 152V154ZM145 153V152H144ZM167 154H168V152H166ZM174 153V152H173ZM54 154V153H53ZM57 154V153H56ZM66 154V155H67ZM177 154V153H176ZM193 154V153H192ZM197 154V153H196ZM217 154H219V153H217ZM81 155V156H80ZM82 155H83V157H82ZM134 155H135V157H134ZM148 155H149V153H148ZM153 155V154H152ZM154 155H157V154H154ZM161 155V154H160ZM171 155V154H170ZM169 155V156H170ZM174 155H175V153H174ZM185 159H189L188 157H190V155H191V153H189V152H184V153H182L181 154ZM199 155V154H198ZM228 154H224V156H227ZM232 155V154H231ZM235 155V154H234ZM233 155V156H234ZM236 155H238V154H236ZM242 156V154H239V156ZM26 156V155H25ZM34 156V155H33ZM70 156V155H69ZM121 158V160H122V162H123V164L121 165V164H119V157ZM141 156V155H140ZM158 156V155H157ZM194 155H192V157H193ZM200 156H201V154H200ZM245 156V155H244ZM261 156V155H260ZM259 156V157H260ZM73 157V158H74ZM76 157H78V158H76ZM147 158L148 156H146V154H145V156L144 157H142L143 159L144 158ZM152 157V156H151ZM167 157V156H166ZM165 157V158H166ZM209 157V156H208ZM212 157V156H211ZM262 157H263V155H262ZM71 158V157H70ZM79 158H81V160L79 159ZM150 158V157H149ZM154 158V157H153ZM160 158V157H159ZM170 158V157H169ZM171 158H172V156H171ZM176 158H177V156H176ZM195 158H196V156H195ZM201 158V159H200ZM200 158H196V159H194L192 162H193V164H195V163H197L198 164V167H196V175H197V177H195V174H194V171H193V169H192V167L191 166H185L184 164H181V163H179L178 164V162L176 161V159H172V160H175L176 162H177V168H182V165L183 166H185L186 167V169H183V172H182V174H178V177H173L172 178V175H171V177H170V180H169V182H170V187L171 188H173L175 191L177 190L176 188H178V186H181V191H180V193H179V195L180 196H182V199L183 198H185L186 200H187V198H189L190 196H191V193H193V191H191V189H190V184L191 183H196L197 184V186L199 185V186H201L202 187V189H201V192H202V194H200L201 195V197L203 198L204 196H205V198H206V188H207V185H206V180L202 177L203 176V174L206 172V159H202L203 158V154H202V157H200ZM206 158V157H205ZM221 158V157H220ZM231 158V157H230ZM244 158V157H243ZM243 158H241V159H243ZM63 159V158H62ZM68 159H69V157H68ZM157 159V158H156ZM180 159V158H179ZM234 159H236L235 157H234ZM263 160H264V158H262ZM58 160V159H57ZM117 160V161H116ZM158 160V159H157ZM161 160V159H160ZM168 160V159H167ZM178 160V159H177ZM210 160V159H209ZM221 160V159H220ZM226 160V159H225ZM230 160V159H229ZM233 160V159H232ZM244 160V159H243ZM144 161V160H143ZM142 161V162H143ZM152 161L153 162H156V160H155V158L154 159H152ZM151 161V162H152ZM170 161H171V159H170ZM170 161H168V162H170ZM175 161H173V164H174V162ZM185 161H187V160H185ZM239 161V160H238ZM115 162V163H114ZM121 162V161H120ZM149 162V161H148ZM159 162V161H158ZM157 162V163H158ZM161 162V161H160ZM175 162V163H176ZM190 162V161H189ZM200 162H201V164H200ZM211 162V161H210ZM215 162V161H214ZM222 163H223V161H221ZM225 162H227V161H225ZM225 162H224V164H225ZM230 162V161H229ZM234 162V161H233ZM79 162H77V164H78ZM83 163V164H84ZM118 163V164H117ZM147 163V162H146ZM165 163H166V161H165ZM186 163V162H185ZM213 163V162H212ZM219 162H217V165L219 166V164H218ZM228 163V162H227ZM159 164V163H158ZM209 164V163H208ZM233 164V163H232ZM84 165V166H85ZM137 165V164H136ZM147 165H148V163H147ZM150 165V164H149ZM153 165V164H152ZM164 165H166V164H164ZM210 165V164H209ZM216 165V166H217ZM227 165V164H226ZM78 166V165H77ZM83 166V165H82ZM180 166V167H179ZM195 166H196V164H195ZM211 166V165H210ZM210 166H209V168H210ZM213 166V165H212ZM231 166V165H230ZM79 167V166H78ZM81 167V166H80ZM79 167V168H80ZM171 167V166H170ZM174 167H175V164H174ZM225 167V166H224ZM224 167L222 168V170L224 169ZM78 168V169H79ZM88 168V169H89ZM110 168V167H109ZM109 168L107 167V169L109 170ZM154 168V167H153ZM162 168H164L163 166H162ZM166 168H167V166H166ZM168 168H169V166H168ZM184 168V167H183ZM192 170H191V169ZM207 168H208V166H207ZM215 168V167H214ZM52 169H54V168H52ZM59 169V168H58ZM65 169V168H64ZM84 169H86V168H84ZM165 169V168H164ZM164 169H162L163 171H164ZM176 169V168H175ZM67 170V169H66ZM83 170V169H82ZM147 174H139V178H138V182L141 180V182H142V179H147L148 180V178H147V176L148 175H150V173L152 172L151 171V169L149 168V166H147L146 167V169L144 168L143 169ZM158 170V169H157ZM161 170V171H162ZM178 170V169H177ZM191 170V171H190ZM79 171V170H78ZM89 171V170H88ZM135 171H138V170H135ZM135 171H134V173H135ZM167 171V170H166ZM175 171V170H174ZM220 171H221V168H220ZM225 171V170H224ZM226 171H227V168H226ZM225 171V172H226ZM242 171V170H241ZM85 172V171H84ZM111 172V171H110ZM157 172V171H156ZM171 172V171H170ZM175 172H177V171H175ZM192 172V173H191ZM208 172V171H207ZM229 172V171H228ZM259 172V171H258ZM90 172H88V174H89ZM129 173V172H128ZM141 173V172H140ZM144 173V172H143ZM159 173H161V172H159ZM167 173V172H166ZM201 173V174H200ZM248 173V172H247ZM91 174V173H90ZM107 174V173H106ZM125 174V173H124ZM133 174V173H132ZM172 174V173H171ZM226 174V173H225ZM229 174H230V172H229ZM231 174H232V172H231ZM65 175V174H64ZM64 175H63V177H64ZM83 175V174H82ZM92 175V176H93ZM108 175V174H107ZM129 175H131V174H129ZM137 175V174H136ZM145 175H147V176H145ZM177 175V174H176ZM234 175V174H233ZM233 175H230V176H233ZM81 176V175H80ZM133 176V175H132ZM135 176V175H134ZM174 176V175H173ZM224 176V175H223ZM88 177V176H87ZM126 177V176H125ZM128 177V176H127ZM150 177V176H149ZM91 178H93V177H91ZM90 178V179H91ZM177 178H179V179H177ZM182 178H183V180L185 181L184 183L182 182ZM211 178V177H210ZM220 178V177H219ZM95 179V181L97 180L96 178H94ZM102 179V178H101ZM128 179V178H127ZM130 179V178H129ZM173 179V180H172ZM218 178H216V180H217ZM233 179L234 178H230L229 180H228V182H230L231 184H233ZM65 180H67V179H65ZM93 180V179H92ZM91 180V181H92ZM99 180V179H98ZM97 180V181H98ZM219 180V179H218ZM225 180V179H224ZM128 181V180H127ZM220 181V180H219ZM218 181V182H219ZM125 182V181H124ZM141 182L139 183V184H141ZM150 182V181H149ZM160 182V181H159ZM224 182V181H223ZM72 183V182H71ZM85 183V182H84ZM226 183V182H225ZM238 183V182H237ZM164 184V183H163ZM210 184V183H209ZM220 184H221V181H220ZM223 184V183H222ZM262 184V183H261ZM98 185V184H97ZM104 185V184H103ZM162 185V184H161ZM100 186V185H99ZM105 186V185H104ZM211 186V185H210ZM223 186H224V184H223ZM106 187V186H105ZM108 187H109V185H108ZM141 187V186H140ZM216 187H218V186H216ZM226 187V186H225ZM62 188V187H61ZM142 188V187H141ZM208 188H209V185H208ZM211 188V187H210ZM213 189H215L214 188V186H213ZM220 189V188H219ZM251 189V188H250ZM258 189V188H257ZM263 189H264V185H261L260 187H259V190H261V191H263ZM204 190V191H203ZM221 190L222 189H220V192H221ZM141 191V190H140ZM210 191H211V189H210ZM246 191V190H245ZM257 191V190H256ZM260 191V192H261ZM111 192V191H110ZM228 192V194H230V192L229 191H227ZM244 192V191H243ZM247 192V191H246ZM146 193V192H145ZM219 193V192H218ZM245 193V192H244ZM251 193V192H250ZM107 194V193H106ZM134 191H132V192H130V194L128 195V197H129V199H130V201L129 202H133L134 200H136L135 198H137V194H135V197H134ZM224 194V191H222L221 192V195H223ZM247 194V193H246ZM126 194H124V196H125ZM218 195V194H217ZM259 195V194H258ZM17 196V195H16ZM159 196L160 197H162V198H160V197H157V198H155V199H158L159 200V202H162L161 200L163 199V196H161V194H159ZM119 197V196H118ZM217 198V197H216ZM250 198V197H249ZM61 199V198H60ZM107 199V198H106ZM263 199V198H262ZM117 200H119L118 198H117ZM137 200L139 201V204H142L141 203V201H140V199L139 198H137ZM202 200V199H201ZM218 200V199H217ZM241 200V199H240ZM245 200V199H244ZM248 200V199H247ZM113 201H116V200H113ZM198 201V200H197ZM250 201V200H249ZM110 202V201H109ZM180 202H181V200H180ZM193 201H191V203H192ZM204 203H203V206H204V211L206 212V203H207V201H203ZM206 202V203H205ZM215 202V201H214ZM245 202H246V200H245ZM2 203V202H1ZM190 202H188L187 204L188 205H186V206H184L183 208H180L179 207V205H177V208H175V211H173V213L172 212H167L163 217H160V218H165V220H167L166 221V223H168V227H169V224H172L173 225V227H174V230L173 231H171L169 234H170V240L173 242V247H172V249H171V247H169L170 249H168V251L167 252H169V251H174V250H176L178 247H180V248H182L183 246H188V248L189 247H191V246H194V245H196L197 243H198V247L199 246H201L202 248H203V245L204 244H206V232H207V230L208 229H201V230H199V229H197L196 227H194L195 226V224H197V226L198 227H201L204 223H206V216L205 217H203V216H199V215H196V213H195V217H189V221H188V219H186L185 217H184V215L186 214V211L187 212H191L194 208L189 204ZM212 203V202H211ZM241 203V202H240ZM251 204H249V206H250V208H249V206L246 208V209H250V211H252V209H253V207H254V205H255V200L254 199H252V202H250ZM4 204V203H3ZM138 204V205H139ZM161 204V203H160ZM186 204V203H185ZM213 204V203H212ZM244 203H242L241 205H243ZM6 205V204H5ZM49 205V204H48ZM237 205V204H236ZM146 207H148L149 205H145ZM200 206V205H199ZM238 206V205H237ZM125 207V206H124ZM159 207V209H157ZM239 207H241L240 209L242 210V206H239ZM68 208V207H67ZM149 208V207H148ZM72 209V208H71ZM125 210V212H127V210H128V208L126 209V207L124 208ZM164 209V207H162V206H156V213L158 214V215H162L163 214V212H162V210ZM203 209V208H202ZM239 209V208H238ZM76 210V209H75ZM140 210V209H139ZM195 211L197 210V209H194ZM171 211V210H170ZM202 211V210H201ZM254 211H255V208H254ZM27 212V211H26ZM147 212V211H146ZM148 212H150V211H148ZM158 212H160V213H158ZM7 213V212H6ZM188 213V214H189ZM29 214V213H28ZM119 214H120V211H119ZM123 215L121 216L122 218V221H121V223H120V227L121 228H124V227H126V225H128V223H129V221H130V218L128 217V215L126 214V213H122ZM148 214V213H147ZM16 215V214H15ZM52 215V214H51ZM140 215H143V213H141ZM192 215V214H191ZM14 216V215H13ZM119 216V215H118ZM117 216V217H118ZM132 216V215H131ZM144 217L143 218H149V220L151 219L152 221H153V218L152 217H149L148 215H143ZM45 217V216H44ZM203 217V218H202ZM214 217V216H213ZM27 218V217H26ZM54 218V217H53ZM132 218H134L133 216H132ZM142 218V216H140V219ZM142 218V219H143ZM215 218V217H214ZM29 219V218H28ZM139 219V218H138ZM147 219H146V221H147ZM193 219V220H192ZM217 219V218H216ZM255 219H257L256 217H255ZM22 220V219H21ZM106 220V219H105ZM212 220V219H211ZM221 220V219H220ZM145 221V220H144ZM168 221H173V223H171V222H168ZM208 221V220H207ZM213 221V220H212ZM12 222V221H11ZM14 222V221H13ZM15 222H16V220H15ZM40 222V221H39ZM52 222V221H51ZM209 222V221H208ZM251 222H252V218H251ZM258 222V221H257ZM10 222H8V224H9ZM20 223H22V222H20ZM28 223V222H27ZM33 223V222H32ZM245 223V222H244ZM259 223V222H258ZM11 224V223H10ZM106 224V223H105ZM221 224H222V227H223V224H224V226H225V224H226V222H221ZM13 225H14V223H13ZM146 225V224H145ZM149 225V227H150V225H153V224H147V226ZM220 225V224H219ZM250 225V224H249ZM248 225V226H249ZM255 225V224H254ZM258 225H260V223L258 224ZM258 225H257V228H258ZM15 226H17V225H15ZM14 226V227H15ZM44 226V225H43ZM70 226V225H69ZM248 226H247V229H248ZM63 227H64V224H63ZM146 227V226H145ZM19 228H20V226H19ZM22 228H24V227H22ZM21 228V229H22ZM27 228V227H26ZM34 228V227H33ZM52 228V227H51ZM70 228V227H69ZM68 228V229H69ZM130 228L131 229H135L136 230V233H138V229H140V228H138V225H137V223H135V221L133 222L132 221V226L130 225ZM170 228H171V226H170ZM169 228V229H170ZM73 229V230H72ZM72 229H70V230H72V231H70V234L68 235V234H66V235H68L66 238L65 237H63L62 236V241L64 240V244H65V242L67 241V240H72L73 241V243L74 244H77V243H75L74 241H76V242H78L79 241V239H81V240H84L85 241V239H84V235L85 236H87L88 234H89V236H90V231L86 228L85 230L84 229H82V228H73L72 227ZM150 229V233H153V234H155V233H157V232H154V228H153V230L151 229V228H149ZM156 229V228H155ZM212 229V228H211ZM31 230V229H30ZM33 230V229H32ZM36 230V229H35ZM66 230V229H65ZM144 230V229H143ZM26 231V230H25ZM62 231V230H61ZM116 231V229H114V232ZM118 231V230H117ZM156 231V230H155ZM223 231V230H222ZM35 232V231H34ZM65 232V231H64ZM66 232H68V231H66ZM140 232V234L142 233L141 232V230L139 231ZM214 232V231H213ZM95 233V232H94ZM165 233H167V232H165ZM233 233V232H232ZM231 233V234H232ZM242 233H243V231H242ZM84 234V235H83ZM231 234H230V237H231ZM234 234V233H233ZM244 234V233H243ZM26 235V234H25ZM29 235V234H28ZM62 235H64V234H62ZM65 235V236H66ZM107 235V234H106ZM131 235H133V234H131ZM136 235V234H135ZM142 235H143V233H142ZM145 235V234H144ZM214 235H221V234H214ZM6 236V235H5ZM163 236V235H162ZM224 236V235H223ZM222 236V239L221 240H223L224 239V237ZM245 236H247V235H245ZM249 236V235H248ZM31 237V236H30ZM37 237V236H36ZM56 237V236H55ZM132 237H134V235L132 236ZM137 237V236H136ZM150 237V236H149ZM232 237H233V235H232ZM39 238V237H38ZM139 238V237H138ZM238 238V237H237ZM202 239V240H201ZM229 239V238H228ZM29 240V239H28ZM32 240V239H31ZM87 240V239H86ZM136 240H137V238H136ZM139 240H140V238H139ZM197 240H198V242H197ZM221 240H220V242L219 243H221ZM72 241H69V242H72ZM228 241V240H227ZM242 241V240H241ZM38 242V241H37ZM50 242V241H49ZM99 243V242H98ZM152 243V242H151ZM59 244V243H58ZM67 244V243H66ZM66 244H65V246H66ZM71 245H72V243H70ZM85 244V243H84ZM180 244V245H179ZM26 245V244H25ZM39 245V244H38ZM69 245V244H68ZM80 245H82V244H80ZM86 245V244H85ZM7 246V245H6ZM65 246H63L64 247V249H65ZM88 245H86L85 247H75V245H74V247L72 248V249H68L69 247L71 248V246H66L67 247V249L65 250L66 251V253L64 252V250H63V254H64V256H63V258H62V260H60V261H64V259L66 258V260H65V262H64V264H67V259H69L70 260V262H69V264H74V262H79V264H80V262H82L83 261V259H85V257H84V254L86 255L87 253H88V249L89 250H94V252H92V254H93V256L95 257V258H97L98 256H99V252L95 249V247H93L92 249H90V248H88L87 247ZM18 247V246H17ZM44 247H46V246H44ZM197 247V248H198ZM259 247V246H258ZM261 247V246H260ZM259 247V248H260ZM7 248V247H6ZM193 248V247H192ZM61 249H62V246H61ZM225 249V248H224ZM7 250V249H6ZM49 250H51V249H49ZM84 250V251H83ZM192 250V249H191ZM208 250V249H207ZM206 250V251H207ZM1 251V250H0ZM150 251V249H148L147 250V252H149ZM195 251H196V248H195ZM194 251V255H193V264H196L197 263V261L198 260H201L203 263L206 261V258H205V256H204V251H202V252H200L199 251V253L197 252H195ZM198 251V250H197ZM223 251V250H222ZM7 252V251H6ZM54 252V251H53ZM85 252H87V253H85ZM151 252V251H150ZM175 252V251H174ZM189 252V251H188ZM187 252V253H188ZM208 252V251H207ZM241 252V251H240ZM11 253V252H10ZM153 253V252H152ZM185 253V252H184ZM53 254V253H52ZM59 253H56V256L58 255ZM65 254L66 255H68V256H65ZM153 254H156L155 252L153 253ZM172 254V253H171ZM171 254H169L168 253V257H169V255H171ZM246 254V253H245ZM28 255V254H27ZM150 255V254H149ZM157 255V254H156ZM3 256V255H2ZM61 256V255H60ZM136 256H137V258H139V259H141L142 257L141 256H139V255H137L136 254ZM186 256H187V254H186ZM49 257V256H48ZM55 257V256H54ZM59 257V256H58ZM91 257H92V255H91ZM150 257H151V255H150ZM158 258H159V256H157ZM192 257V256H191ZM190 257V258H191ZM209 257V256H208ZM218 257V256H217ZM60 258V257H59ZM242 258V257H241ZM146 259V258H145ZM173 259V258H172ZM226 259V258H225ZM236 259V258H235ZM243 259V258H242ZM97 262H98V259H95ZM157 260V259H156ZM86 261V260H85ZM93 261V260H92ZM160 261V260H159ZM185 261H187L186 259H185ZM240 261V260H239ZM94 262V261H93ZM232 262V261H231ZM56 263V262H55ZM60 263V262H59ZM139 263V262H138ZM153 263L155 264V263H158V260L155 262V261H153ZM170 264H171V262H169ZM206 263V262H205ZM204 263V264H205ZM4 264V263H3ZM57 264V263H56ZM78 264V263H77ZM177 264H178V262H177ZM188 264H191V263H188ZM199 264V263H198ZM222 264V263H221Z\"/></svg>",
	"mask_w": 264,
	"mask_h": 264
},
{
	"label": "water",
	"instance_id": "water-1",
	"mask_svg": "<svg viewBox=\"0 0 264 264\" xmlns=\"http://www.w3.org/2000/svg\"><path fill=\"white\" fill-rule=\"evenodd\" d=\"M156 256H157L156 254H153V255H152V258H154V257H156Z\"/></svg>",
	"mask_w": 264,
	"mask_h": 264
}]
</instances>
